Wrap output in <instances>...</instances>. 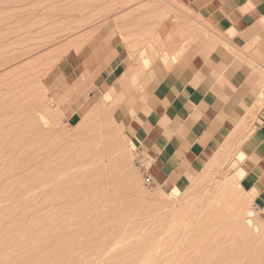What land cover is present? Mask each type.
Returning a JSON list of instances; mask_svg holds the SVG:
<instances>
[{"label":"rangeland","instance_id":"obj_1","mask_svg":"<svg viewBox=\"0 0 264 264\" xmlns=\"http://www.w3.org/2000/svg\"><path fill=\"white\" fill-rule=\"evenodd\" d=\"M192 17L180 0H0V264H122L145 241L143 264L197 262L210 246H240L238 260L254 264L264 213L241 185L243 158L217 152L185 183L149 184L150 159L133 139L147 96L189 51ZM111 47L130 71L125 84L80 101L54 95L64 59L104 60ZM234 206L254 225L233 226Z\"/></svg>","mask_w":264,"mask_h":264},{"label":"crops","instance_id":"obj_2","mask_svg":"<svg viewBox=\"0 0 264 264\" xmlns=\"http://www.w3.org/2000/svg\"><path fill=\"white\" fill-rule=\"evenodd\" d=\"M180 1L194 16L189 51L147 96L133 139L153 180L168 185L192 179L217 152L243 154L241 185L264 213V0ZM110 49L104 60L90 52L64 59L54 95L69 102L81 92L80 101L94 88L125 84L130 71Z\"/></svg>","mask_w":264,"mask_h":264},{"label":"bare ground","instance_id":"obj_3","mask_svg":"<svg viewBox=\"0 0 264 264\" xmlns=\"http://www.w3.org/2000/svg\"><path fill=\"white\" fill-rule=\"evenodd\" d=\"M110 96V93H108V94H106V98L107 97H109ZM18 141V140H17ZM111 142V141H110ZM29 145V144H28ZM32 151V150H31ZM24 152V151H23ZM30 152V151H29ZM26 156V155H25ZM240 158H243V154H240ZM23 160V159H22ZM240 172V171H239ZM93 173H95L94 171H93ZM89 174V173H88ZM97 174V175H96ZM96 174H92L91 173V175H96V176H98V173H96ZM90 176V175H89ZM95 176V177H96ZM126 176V175H125ZM83 177V176H82ZM86 177V176H85ZM85 177L83 178V179H85ZM91 178V176L89 177V179ZM97 178H99V177H96L95 179H97ZM125 178V177H124ZM82 179V180H83ZM132 179V178H131ZM91 182L94 180V178L92 177L91 179ZM98 180V179H97ZM96 180V181H97ZM95 181V180H94ZM72 182H73V180H72ZM75 182V181H74ZM73 182V183H74ZM102 182V181H101ZM116 182V181H115ZM86 183V182H85ZM83 184H84V182H83ZM89 184V183H88ZM90 184H92V183H90ZM89 184V185H90ZM94 184V183H93ZM119 184V183H118ZM234 183H231V185H233ZM61 185H63V184H61ZM69 186V185H68ZM71 186V185H70ZM69 186V187H70ZM76 186V185H75ZM92 186V185H91ZM62 187V186H61ZM119 187V186H118ZM126 187V186H125ZM63 188V187H62ZM62 188H60V189H62ZM102 188V187H101ZM175 189V188H174ZM77 190V189H76ZM95 190H97L96 188H95ZM67 191V190H66ZM71 191V190H70ZM107 191V190H106ZM229 191L231 192V190L229 189ZM237 191V190H236ZM65 192V191H64ZM64 192H63V196H65L64 195ZM233 192H235V190L233 191ZM69 193V192H68ZM71 193V192H70ZM103 193V192H102ZM174 194H175V192H174ZM56 195V194H55ZM229 195V194H228ZM231 195V194H230ZM58 196V195H57ZM62 196V197H63ZM68 196V195H67ZM102 196H104V195H102ZM53 197H54V195H53ZM56 197V196H55ZM101 197V196H100ZM131 197V196H130ZM227 197H230V196H226V198ZM239 197V196H238ZM237 197V198H238ZM49 199H51L50 197H48ZM58 198H59V196H58ZM225 198V197H224ZM225 198V199H226ZM234 198V197H233ZM53 199V198H52ZM86 199V198H85ZM135 199V198H134ZM230 198H228V200H229ZM236 199V198H235ZM45 200V199H44ZM227 200V201H228ZM231 200V199H230ZM229 200V201H230ZM234 200V199H233ZM50 201V200H49ZM57 201V200H56ZM67 201V200H66ZM92 201V200H91ZM130 201V200H129ZM228 201V203H230ZM238 201H239V199H238ZM46 202V201H45ZM81 202V201H80ZM101 202V201H100ZM226 202V201H225ZM49 203V202H48ZM79 203V202H78ZM89 203V202H88ZM95 203H97V202H95ZM140 203V202H139ZM232 203V202H231ZM125 204V203H124ZM45 205V204H44ZM73 205V204H72ZM90 205V204H89ZM228 206H232V205H228ZM65 207V206H64ZM76 207V206H75ZM235 207V206H234ZM77 208V207H76ZM121 208V207H120ZM129 208V207H128ZM127 208V209H128ZM39 209V208H38ZM62 209V208H61ZM63 210H65V209H63ZM113 210V209H112ZM140 210V209H139ZM227 210V209H226ZM231 210L232 211H234L233 213H232V216L233 217H236L235 219H237L238 221L236 222V221H233V222H235V224L233 225V226H236L237 228H241V224H243V223H245L248 227H251L252 225H254V216L252 215V213L251 212H249L248 210L246 211H244V207L242 208L241 206H237V207H235L234 208V210L231 208ZM35 211V210H34ZM96 211V210H95ZM118 211H119V209H118ZM130 211V210H129ZM29 212V211H28ZM117 212V211H116ZM115 212V213H116ZM122 213V212H121ZM225 213H226V211H225ZM28 214H30V213H28ZM126 214V213H125ZM216 214V213H215ZM132 215V214H131ZM217 215V214H216ZM32 216V215H31ZM31 216H30V218H31ZM101 216V215H100ZM114 216V215H113ZM224 216V215H223ZM27 217V216H26ZM126 217V216H125ZM226 217V216H225ZM233 217H231L232 219H233ZM28 218V217H27ZM117 218V217H116ZM215 218V217H214ZM17 219H18V217H17ZM39 219V218H38ZM88 219V218H87ZM102 219V218H101ZM40 220V219H39ZM114 220H115V218H114ZM40 221H42V220H40ZM226 221V220H225ZM5 222H6V220H5ZM17 222H18V220H17ZM31 222H33V220L31 221ZM30 223V222H29ZM43 223V222H42ZM48 223V222H47ZM100 223V222H99ZM36 224V223H35ZM104 224V223H103ZM116 224H119V223H116ZM34 225V224H33ZM40 226H42V225H40ZM101 226V225H100ZM232 226V227H233ZM126 227V226H125ZM26 228V227H25ZM33 228V227H32ZM103 228V227H102ZM233 228H235V227H233ZM27 229V228H26ZM98 229V228H97ZM5 230V229H4ZM11 230V229H10ZM31 230V229H30ZM44 230V229H43ZM42 230V231H43ZM46 230V229H45ZM102 230V229H101ZM235 230H237V229H235ZM33 231V230H32ZM38 231V230H37ZM78 231V230H77ZM134 231V230H133ZM207 231V230H206ZM4 232V231H3ZM22 232H24V231H22ZM81 232V231H80ZM100 232V231H99ZM205 232V231H204ZM82 233V232H81ZM128 233V232H127ZM24 234V233H23ZM37 234V233H36ZM73 234V233H72ZM83 234V233H82ZM222 234H223V232H222ZM30 235V234H29ZM89 235V234H88ZM128 235V234H127ZM175 235V234H174ZM198 235V234H197ZM205 235V234H204ZM20 236V235H19ZM71 236V235H70ZM69 236V237H70ZM94 236V235H93ZM30 237V236H29ZM150 237H152V235L150 236ZM123 238V237H122ZM221 238V237H220ZM26 239V238H25ZM36 239H38V238H36ZM148 239H149V237H148ZM196 239V238H195ZM210 239V238H209ZM208 239V240H209ZM56 240V239H55ZM141 240H143V239H141ZM145 240V239H144ZM150 240L152 241V238H150ZM174 240V239H173ZM176 240V239H175ZM217 240V239H216ZM163 241V240H162ZM214 241V240H213ZM219 241V240H218ZM226 241V240H225ZM138 242V241H137ZM146 243H144V246L143 245H141L140 247H141V249L143 248H145V244H146V246H148L149 244H150V241H145ZM153 242V241H152ZM151 242V244L152 245H150V246H153V243ZM216 242V241H215ZM221 242V241H220ZM61 243V242H60ZM71 243V242H70ZM194 243V242H193ZM205 243V242H204ZM240 243V242H239ZM42 244V243H41ZM138 244V243H137ZM195 244H196V242H195ZM207 244V243H206ZM209 244H210V242H209ZM229 244V243H228ZM43 245V244H42ZM41 245V246H42ZM64 245V244H63ZM129 245V244H128ZM139 245H140V243H139ZM200 245H202L201 243H200ZM211 245V244H210ZM209 245V246H210ZM226 245V244H225ZM240 245V244H239ZM47 246V245H46ZM203 246V245H202ZM204 246H205V244H204ZM226 246H228V245H226ZM260 246V245H259ZM65 247V246H64ZM67 247V246H66ZM140 247L138 248V249H140ZM154 247V246H153ZM206 247V246H205ZM207 247H208V245H207ZM84 248V247H83ZM146 248H149L150 249V247H146ZM200 248V247H199ZM217 248V247H216ZM137 249V250H138ZM140 249V250H141ZM143 249L140 251V250H134V252L132 253L131 251H130V253H127V254H122L120 257H121V259H122V261H124L122 264H137L136 262L139 260V259H141L142 257H143V259H146L147 257H145L144 255H145V251H146V253H148L149 254V252H148V249H144L145 251H144V253L142 252L143 251ZM198 249V248H197ZM202 249H204L203 247H202ZM205 249H207V250H205V252L203 253L204 255L206 254V256H205V258L206 259H203L202 257V259H199L197 262H193L190 258H188V260L190 259V263L189 264H191V262L193 263V264H242L238 259V255H239V252H240V246H236V247H229V248H223V250L220 252V253H216L215 251V253L216 254H212L213 253V251H211V246L210 247H208V248H205ZM213 249V248H212ZM214 249H215V247H214ZM123 250V249H122ZM152 250V249H151ZM192 250V249H191ZM128 251H129V249H128ZM140 251V252H139ZM190 251V250H189ZM217 251H219V250H217ZM36 252H38V251H36ZM47 252V251H46ZM78 252V251H77ZM256 252V254L253 256V259H252V261L251 262H253L254 264H264V249L263 248H260L258 251H255ZM64 253V252H63ZM67 253V252H66ZM188 253V252H187ZM58 254V253H57ZM60 254V253H59ZM144 254V255H143ZM164 254H165V252H164ZM182 254V253H181ZM197 254H199V253H197ZM211 254V255H210ZM241 254V253H240ZM62 255V254H61ZM119 255H120V252H119ZM150 255V254H149ZM166 255V254H165ZM191 255V254H190ZM189 255V256H190ZM196 255V254H195ZM57 256V255H56ZM146 256H147V254H146ZM183 256H184V253H183ZM185 256H186V254H185ZM199 256H200V254H199ZM210 256H212V257H210ZM240 256V255H239ZM162 257V256H161ZM160 257V258H161ZM187 257V256H186ZM198 257V256H197ZM209 257V258H208ZM28 258H30V257H28ZM192 258V257H191ZM47 259V258H46ZM54 259V258H53ZM197 259V258H196ZM242 260H243V257H242ZM24 261V260H23ZM141 261V263L143 264V260L141 259V260H139L138 262H140ZM143 261V262H142ZM163 261V260H162ZM22 262V261H21ZM35 262V261H34ZM188 261H187V259L185 260V259H180L179 258V261H178V263L177 264H185V263H187ZM115 263V262H114ZM140 263V264H141ZM153 263V262H152ZM12 264V263H11ZM252 264V263H251Z\"/></svg>","mask_w":264,"mask_h":264},{"label":"built area","instance_id":"obj_4","mask_svg":"<svg viewBox=\"0 0 264 264\" xmlns=\"http://www.w3.org/2000/svg\"><path fill=\"white\" fill-rule=\"evenodd\" d=\"M145 181L149 184H153L154 180L152 174H150L149 172H145ZM255 209H258V205H255Z\"/></svg>","mask_w":264,"mask_h":264}]
</instances>
